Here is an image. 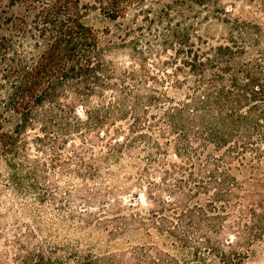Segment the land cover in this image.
<instances>
[{"label":"trees","instance_id":"trees-1","mask_svg":"<svg viewBox=\"0 0 264 264\" xmlns=\"http://www.w3.org/2000/svg\"><path fill=\"white\" fill-rule=\"evenodd\" d=\"M207 1L11 0L3 10L0 164L18 193L50 181L48 163L30 158L32 145L50 152L53 168L72 174L76 160L73 175L93 180L103 171L117 179L112 166L146 155L138 174L153 206L130 203L128 214L114 212L115 229L101 224L112 236L139 231L149 240L131 252H88L80 264H250L264 242V21L222 8L227 37L209 41L190 21ZM246 1L264 11V0ZM92 10L113 20L132 14L135 26L124 25L120 38L134 65L108 57L85 21ZM76 137L84 145L64 157ZM98 139L104 152L90 162L84 154ZM49 194L45 187L40 198ZM16 242L0 264H60L45 244Z\"/></svg>","mask_w":264,"mask_h":264},{"label":"rangeland","instance_id":"rangeland-1","mask_svg":"<svg viewBox=\"0 0 264 264\" xmlns=\"http://www.w3.org/2000/svg\"><path fill=\"white\" fill-rule=\"evenodd\" d=\"M10 1L0 0V18L4 15L3 10L9 8ZM157 1L153 0L155 7L162 6L171 0H163L160 3ZM231 5L235 6L236 14L256 12L254 14L264 21V11L257 10L254 4L246 0L204 2L195 7L197 13H192L190 21L201 25L200 32H209V41L223 40L227 37L228 29L222 19L217 17L224 18L222 8L231 7ZM85 21L97 31L101 43L107 48L110 59L119 66L134 65L133 58L130 57L131 47H124L120 38V35L124 33V25L131 23L135 26L132 14L126 18L113 20L98 10H92ZM146 35L151 36L148 33ZM141 44L143 45L144 41ZM162 54L163 60L166 54L164 52ZM153 60L154 58L150 57L149 62ZM121 124H123L122 121H119L117 126ZM102 143L100 139L95 142L93 155L84 154L86 160L97 162L96 158L104 152ZM82 145L84 144L80 138L70 139L63 150L64 157L72 156L74 146ZM31 148L29 153L31 159L39 158L48 163L50 181L46 185H41V189H31L24 194H19L11 184L10 171L0 164V252L5 253L9 258L14 256L19 247L16 240L20 238L21 242L30 246L45 244L60 264H80L83 256L88 252L99 255L109 252H131L133 246L149 240L139 231L112 236L101 224L102 220H109L107 221L110 225L108 229H115L110 221L113 214H116L114 212L118 211L121 215L128 214L132 211L131 208H127L130 203H134L135 207L140 209L153 206L151 202L148 203L145 200V193L150 190L148 178L146 176L141 178L138 174V171L140 172L145 166L144 153L140 154V157L125 156L121 165L123 167L112 166L111 170L119 175L117 179L106 177L107 174L103 171L102 177L93 180L73 175L79 169L76 160L68 161L72 172L70 174L63 171L61 167L53 168L50 164V152L42 153L36 150L34 145ZM151 172L152 178L159 180L161 173H153L152 169ZM45 187L49 189L50 194L46 199H42L40 196ZM106 188L114 191L107 193ZM102 194L106 195L102 196ZM91 195L101 198L96 202H89L87 199ZM106 204L111 205L108 207ZM152 235L153 240L160 242L161 238L157 233L153 232ZM249 263H264V242L256 245Z\"/></svg>","mask_w":264,"mask_h":264}]
</instances>
